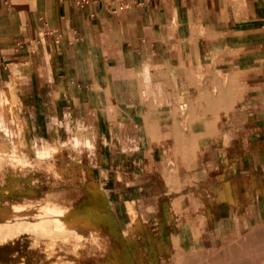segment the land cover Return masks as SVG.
<instances>
[{
  "label": "crops",
  "instance_id": "crops-1",
  "mask_svg": "<svg viewBox=\"0 0 264 264\" xmlns=\"http://www.w3.org/2000/svg\"><path fill=\"white\" fill-rule=\"evenodd\" d=\"M263 204L264 0H0V264L154 261Z\"/></svg>",
  "mask_w": 264,
  "mask_h": 264
},
{
  "label": "rangeland",
  "instance_id": "rangeland-1",
  "mask_svg": "<svg viewBox=\"0 0 264 264\" xmlns=\"http://www.w3.org/2000/svg\"><path fill=\"white\" fill-rule=\"evenodd\" d=\"M257 205L260 207V204ZM259 211L257 217L238 219L230 231L220 235L214 241L208 239L203 241L202 236L197 239L194 235H181L179 239L174 237L165 248L158 250L154 261H142L143 257L139 256V264H234L235 261V264L260 263L264 260V204ZM256 251H259L258 254ZM97 253L99 254L94 251L93 255L96 256ZM104 253L103 258L108 261V264L116 262L110 260V251ZM244 255L247 257L245 258ZM234 256L240 258V263ZM77 263L80 264L79 261ZM87 264L90 263L87 262Z\"/></svg>",
  "mask_w": 264,
  "mask_h": 264
},
{
  "label": "bare ground",
  "instance_id": "bare-ground-1",
  "mask_svg": "<svg viewBox=\"0 0 264 264\" xmlns=\"http://www.w3.org/2000/svg\"><path fill=\"white\" fill-rule=\"evenodd\" d=\"M236 208H237V207H236ZM245 237H246V236H245ZM245 237H244V238H245ZM253 250H254V249H253ZM255 250H256V249H255ZM251 252H252V251H251ZM251 252H250V253H251ZM257 252H259V251H256V253H257ZM260 253H261V252H260ZM241 254H242V253H241ZM253 254H254V253H253ZM257 254H258V253H257ZM234 255H235V254H234ZM246 255H247V254H246ZM251 255H252V254H251ZM251 255H250V256H251ZM255 255H256V254H255ZM232 256H233V255H232ZM242 256H243V255H242ZM247 256H248V255H247ZM247 256L244 255L245 258H246ZM234 257H235V256H234ZM248 257H249V256H248ZM253 257H254V256H253ZM235 258H236V257H235ZM249 258H250V257H249ZM236 259H239V263H240V261H241L240 258H236ZM236 259H235V260H236ZM242 259H243V257H242ZM263 259H264V257H263ZM230 260H231V259H230ZM232 260H233V262H234V259H232ZM254 260H255V259H254ZM263 261H264V260H262L260 263H257V264H264ZM235 262H236V261H235ZM235 262H234V264H235ZM216 264H219V263H216Z\"/></svg>",
  "mask_w": 264,
  "mask_h": 264
},
{
  "label": "built area",
  "instance_id": "built-area-1",
  "mask_svg": "<svg viewBox=\"0 0 264 264\" xmlns=\"http://www.w3.org/2000/svg\"><path fill=\"white\" fill-rule=\"evenodd\" d=\"M81 3L87 2L88 0H79Z\"/></svg>",
  "mask_w": 264,
  "mask_h": 264
}]
</instances>
